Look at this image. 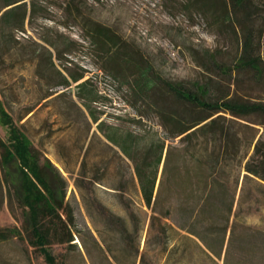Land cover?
I'll return each instance as SVG.
<instances>
[{
  "label": "rangeland",
  "instance_id": "rangeland-1",
  "mask_svg": "<svg viewBox=\"0 0 264 264\" xmlns=\"http://www.w3.org/2000/svg\"><path fill=\"white\" fill-rule=\"evenodd\" d=\"M23 1V28L13 31L17 42L0 41V101L40 153L41 163L48 159L65 180V200L73 208L83 245L78 243V249L72 251L66 245H51L52 252L57 257L68 256L70 264H107L110 256L121 264H135V250L128 243L134 239L143 250L150 209L143 204L137 179L132 175V162L97 130L85 106L88 102L78 97L77 85L90 81L86 89L99 97L88 105L100 120L136 134L144 129L156 132L166 148L163 159L171 148L166 168V173L172 171L171 179H167L171 190H164L162 195L164 200L173 201V211L179 212L181 198L188 191L179 188L184 177L180 156L186 148L203 149L204 138L171 139L153 115L157 110L166 114L203 110L177 99L163 81L192 91L196 84H206L210 92L205 99H221L227 94L238 102L264 103V83L246 70L233 69L240 52V14L225 17L224 0L207 11L193 7L191 0ZM250 3L247 12L251 20L242 24L259 34L264 61V0ZM95 24L117 36L120 52L116 48L101 50L92 42L88 32ZM124 50L132 52L133 64L122 60L119 53ZM115 52L119 56H113ZM144 65H149L146 70ZM116 66L119 74L115 76L110 67ZM218 66L228 67L231 74L222 75ZM82 74V79L74 82L72 78ZM46 93L51 96L43 98ZM150 100L155 109L149 105ZM219 114L221 126L237 134L240 155L246 159L253 151V146H248L252 138L264 139V115L254 113L234 119L228 113ZM138 118L141 124L131 121ZM7 135V128L0 122V140L6 141ZM235 165L237 161L231 164V170ZM163 167L162 160L156 188ZM167 176L170 173L165 179ZM15 178L13 169L0 165V227L22 230V238L0 242V264H46L37 248L27 241L20 203L9 182ZM249 189L242 199L239 190L235 195L234 200L239 198L242 203L241 207L236 202L234 205L239 224L230 242L228 232L221 254L215 258L217 264H264V193H250ZM132 212L140 220L139 240L131 233L130 238L120 235L106 221L110 214L128 217ZM175 219L183 221L180 214ZM158 244L153 237L151 250L156 252ZM214 247L217 249V244Z\"/></svg>",
  "mask_w": 264,
  "mask_h": 264
},
{
  "label": "trees",
  "instance_id": "trees-1",
  "mask_svg": "<svg viewBox=\"0 0 264 264\" xmlns=\"http://www.w3.org/2000/svg\"><path fill=\"white\" fill-rule=\"evenodd\" d=\"M252 0H224L223 14L225 17L240 14L241 41L240 52L235 60V71H248L256 81L264 83V61L260 56V46L254 28L243 26L244 21L251 20L247 12ZM220 0H191V5L207 11L219 5ZM230 6V10L227 9ZM26 3L23 0H1L0 4V41L7 44L13 38V31L23 28ZM239 22V21H237ZM89 37L101 50L110 52L120 42L111 30L102 25L95 24L89 28ZM1 44V46H2ZM117 49V48H116ZM118 50V49H117ZM120 52V50H118ZM122 60L132 63V52L119 53ZM113 56H119L116 52ZM211 60V59H210ZM217 65V63L215 62ZM149 66V65H148ZM144 65V69L148 68ZM115 68L110 67V73L119 74ZM224 74H231L226 66H218ZM227 70H230L228 72ZM83 74L73 77L74 82L82 79ZM89 80L77 85L78 97L85 99L88 104L97 102L99 96L86 89ZM68 86L69 81L65 79ZM168 91L182 102L198 106L203 111L169 113L157 110L153 115L162 129L175 139L192 141L193 138H204L203 149L190 150L186 148L185 154L180 156L183 162V180L179 183L180 190H188L181 198L180 210L176 214L182 216L181 223L176 222L171 200H164L162 192L171 190L168 178L172 171L166 168L172 156L171 148L166 151L164 141L158 134L143 130L133 133L123 131L116 125L107 124L91 110L88 104L91 121L96 124L97 130L105 140L117 147L122 154L133 164V174L137 179L139 192L143 204L150 209L149 224L146 229V238L143 250L138 244L129 240L128 246L135 250L132 258L135 264H217L215 259L220 256L225 238L230 232L229 242L232 240L238 223L237 213L234 211L235 202L242 206L244 193H264V139L252 138L248 146H253L252 153L246 158L240 155L241 147L237 134L223 128L220 124L221 114L228 113L232 118L242 119L254 113L264 115L263 102L236 101L227 94L221 99H205L210 92L208 85L196 84L195 91L184 86L163 81ZM48 98L51 93H46ZM140 98L141 93H137ZM154 101L149 105L155 109ZM160 109V108H159ZM216 109V110H211ZM32 110L30 109L29 112ZM142 116V115H141ZM141 124V118L131 120ZM0 122L7 128V140H0V165L3 169H13L16 172L14 181H10L20 203L22 210L23 229L27 241L37 248L46 264H70L68 256L57 257L52 252L51 245H66L69 251L78 249V243L83 245L81 230L77 227L73 208L65 200V180L56 169L44 158L40 161V153L33 146L15 124L9 113L0 101ZM246 127L248 125L244 124ZM250 128V127H249ZM235 156L237 159H235ZM164 163L162 179L157 185L159 167ZM237 161L236 168L231 170V164ZM165 179V174H169ZM239 190V198L235 195ZM165 201V202H164ZM233 217V219H232ZM110 226L131 237L130 233L139 240V218L133 212L130 216L110 214L106 220ZM133 223V225H132ZM130 226L133 227L129 231ZM248 228V227H247ZM251 229V228H250ZM248 228V230H250ZM156 238L158 249L151 250V239ZM11 238H22L19 227H0V242ZM77 240V241H76ZM96 241V240H95ZM217 244L216 249L214 245ZM107 260V264H121L114 256Z\"/></svg>",
  "mask_w": 264,
  "mask_h": 264
}]
</instances>
